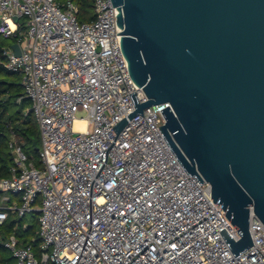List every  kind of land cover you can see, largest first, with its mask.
<instances>
[{"label": "built area", "instance_id": "1", "mask_svg": "<svg viewBox=\"0 0 264 264\" xmlns=\"http://www.w3.org/2000/svg\"><path fill=\"white\" fill-rule=\"evenodd\" d=\"M92 5L79 23L71 1L0 0V37H17L20 51L3 47V67L20 76L40 137L35 166L11 133L13 166L0 179V225L37 215L38 252L13 234L3 248L16 264H264V226L251 212V247L235 258L222 238L240 236L168 148L158 129L167 104L127 118L129 95L147 98L129 75L117 7Z\"/></svg>", "mask_w": 264, "mask_h": 264}, {"label": "water", "instance_id": "2", "mask_svg": "<svg viewBox=\"0 0 264 264\" xmlns=\"http://www.w3.org/2000/svg\"><path fill=\"white\" fill-rule=\"evenodd\" d=\"M111 2L129 75L147 98L137 104L130 94L127 118L167 104L158 129L222 205L240 239L219 233L236 258L252 246L250 212L264 226V0Z\"/></svg>", "mask_w": 264, "mask_h": 264}, {"label": "trees", "instance_id": "3", "mask_svg": "<svg viewBox=\"0 0 264 264\" xmlns=\"http://www.w3.org/2000/svg\"><path fill=\"white\" fill-rule=\"evenodd\" d=\"M92 1L75 0L78 9L77 19L83 22L93 19ZM11 38L15 43L17 42V37ZM2 49L3 43L0 41V179L8 177L9 169L13 166V157L7 146L11 133L17 137L28 162H32L35 166L39 163L38 159L33 160V155H38L39 139L37 124L30 111V101L23 96L20 76L3 67L5 58ZM30 216L28 225H25L26 217L16 218L13 215L0 225V230L4 231V236L0 238V253L5 251L2 241L10 236L9 232L14 229L17 230L15 234L22 245L31 244L34 252H38L40 238L37 235V215L30 214Z\"/></svg>", "mask_w": 264, "mask_h": 264}, {"label": "rangeland", "instance_id": "4", "mask_svg": "<svg viewBox=\"0 0 264 264\" xmlns=\"http://www.w3.org/2000/svg\"><path fill=\"white\" fill-rule=\"evenodd\" d=\"M68 1H71V2H73L75 4V0H57V2L59 3V5H61V6L66 5ZM91 14L93 15V9H91ZM21 21L22 20H20V22ZM78 22L79 23H82L83 21L80 20V19H78ZM85 22H86V20H85ZM87 22H89V21H87ZM0 41L3 43V47H6V46H8V45H10L12 43H15L14 42V39H12V38L3 39L2 37H0ZM76 117L77 118H84L85 117V113L84 112H79V113L76 114ZM37 129H38V127H37ZM38 139H39V147H40V137H39V133H38ZM33 157H34L33 160L37 161L38 155L35 154V155H33ZM30 217H31L30 215H28L26 217L25 225H28L29 224ZM9 233H11V234H13V235L16 236L15 233H17V230L14 229L12 232H9ZM3 236H4V231L3 230H0V238H2ZM0 242H1V240H0ZM0 256H1V259H2V264H16V261L14 259H11V255L7 251H4L3 250L0 253Z\"/></svg>", "mask_w": 264, "mask_h": 264}, {"label": "bare ground", "instance_id": "5", "mask_svg": "<svg viewBox=\"0 0 264 264\" xmlns=\"http://www.w3.org/2000/svg\"><path fill=\"white\" fill-rule=\"evenodd\" d=\"M75 128H79L80 130H82V125L79 124L78 122H75Z\"/></svg>", "mask_w": 264, "mask_h": 264}]
</instances>
